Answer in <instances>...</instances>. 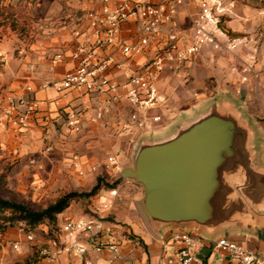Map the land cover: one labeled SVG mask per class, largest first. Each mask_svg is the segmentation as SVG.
Wrapping results in <instances>:
<instances>
[{
	"label": "built area",
	"instance_id": "2783aa9c",
	"mask_svg": "<svg viewBox=\"0 0 264 264\" xmlns=\"http://www.w3.org/2000/svg\"><path fill=\"white\" fill-rule=\"evenodd\" d=\"M92 1L97 8L87 13L85 31L74 32L76 38L88 39L74 45L70 54L73 68L58 83H44L40 89L53 88L62 99L75 91L89 101L61 110L63 123L70 132L79 134L86 126H97L102 130L114 129L117 136L129 137L161 124L168 112V100L157 87L158 80L164 75L186 77V68L205 46L217 48L216 35L223 34L218 24L232 15L235 3V0H194L198 9L190 32L185 35L176 14L177 7L186 0ZM123 32L127 37H122ZM244 41L243 37L228 39L227 48L237 50ZM116 53L122 59H117ZM137 58H142V62L137 63ZM60 61L61 56L57 55L52 63ZM231 72L239 82H246L250 65L232 67ZM38 109L35 90L30 86L22 94H4L0 97V127L22 132ZM107 162L114 165L115 158L109 157ZM74 167L81 173L76 159ZM106 192L109 197L116 196L114 188ZM107 207L103 204L101 209ZM20 230L26 242L34 240L35 228L25 230L20 226ZM60 230L70 239L64 250L78 257L82 264H93L85 259L88 250L96 255L107 253V264H133L124 257L119 244L107 236L98 218L65 217ZM82 236L86 237L85 244H81ZM168 242L176 246L174 256L158 264L198 262L203 247L200 239L187 232L172 231ZM11 247L15 251L19 249L17 243ZM209 247L215 264H264V253L252 252L228 238H218Z\"/></svg>",
	"mask_w": 264,
	"mask_h": 264
},
{
	"label": "crops",
	"instance_id": "0c3cea01",
	"mask_svg": "<svg viewBox=\"0 0 264 264\" xmlns=\"http://www.w3.org/2000/svg\"><path fill=\"white\" fill-rule=\"evenodd\" d=\"M82 4L88 9L86 10L87 13L97 8V4L92 0H83ZM197 9V4L194 0H186L183 5L177 7L176 20L185 35L190 32L191 21ZM246 15H248V12L234 3L232 15L226 18L225 27L238 37H243L245 33H254L255 27L259 25V22H254L255 24L252 26V23L242 20ZM249 15L251 16V14ZM85 28L86 21L74 28L72 35L63 32L55 40L48 38L36 41L26 52L22 50L19 53V58H14L10 54L8 45H2L1 47L0 57L4 55L5 58L0 59L2 61L0 68V97L4 94H22L25 87L30 86L35 90V97L39 102V109L29 120L26 130L14 132L11 129L0 127V160L7 162L9 159H19L18 165L12 169V173L8 176L10 183L15 184V191L26 192L22 187L30 183L32 186H30L28 194L36 197L49 195L59 189L65 191L79 184L80 179L82 180L83 177L79 176L74 170L72 166L75 163L74 159L67 157V135L83 136L89 134L90 137H101L103 133H109L117 137L119 141L122 139V145L127 142V136H117L114 133V129L102 130L97 126H86L79 134L70 132L63 123L61 110L64 107L70 108L88 104L89 101L80 97L75 91L69 92L67 97L62 99L53 88L40 89L44 83H58L63 74L73 68L74 63L70 58V54L74 45L77 41L82 42L88 39L84 36L76 38L74 32L76 30L85 31ZM127 35L126 32L122 33V37H127ZM224 38V34H217L216 42L218 47L205 46L186 68L187 76L191 79L189 83L191 89L187 91L188 95L198 96V94H201L203 96L209 92V89L203 87L204 78H202V74L198 73V69L201 70L216 65L217 70L213 73L216 75L218 83L222 82L224 77L227 78V81L238 79V77L230 74V71L224 74L222 67H225L226 63L224 61L220 62L217 54H214V51L222 50ZM57 55L61 56V61L53 64L52 60ZM115 55L117 59H122L118 53ZM251 57L249 59L250 63H246L250 65V74L246 80L248 83L238 86L242 92H238L239 97L236 98L240 100L246 113L252 118L256 126L260 150L259 163L264 166V121H260L259 117L262 116L264 118V55L255 53ZM233 61L237 62V66H241L239 58H235ZM136 62L141 63L142 58H137ZM178 79L171 75H164L157 82L159 90L162 93L166 92L168 95L169 106L168 112L162 119V125L160 124L155 128L168 123L169 127L183 112H174L173 116L171 115L172 117L170 116L171 118H169L172 110L170 100L176 96V82ZM198 87L204 88L203 93H198ZM191 108L186 110V112H189ZM46 147H49L50 150L46 151ZM76 161L79 163L81 173L84 176L93 173V168L96 169L91 164L92 160L85 159L82 161L76 159ZM107 174L111 176V172L107 171ZM13 180H16V183H13ZM94 183L95 178L93 185ZM125 183L120 181V184L114 187L116 190L115 197H109L107 192L103 196L94 197L88 206V214H84L80 209L75 208L71 210L68 208L59 214L56 222L57 236L54 239L55 244H53L51 239L45 240L47 246L43 249L44 257L38 264H82L78 257H73L64 250L70 239L60 229L65 217L78 219L86 215L98 218L103 222L107 236L119 244L124 257L127 260H131L133 264H158L160 260L172 259L176 250V246L168 242L172 231L164 230L159 235H154L150 232L135 206V201L141 194L140 196L134 195V198L130 199L129 195L126 196L125 193H122L127 188L125 185H128ZM119 188H121V193H118ZM103 204H107V209H101ZM18 232L22 235L20 229H18ZM226 235L230 240L242 244L252 252L264 253V232L251 234L233 231ZM219 236L217 235L212 239H200L203 247L198 254V262L196 264H215L214 257L210 255L209 244ZM85 240V236L80 237L81 244H85ZM0 242L1 246H12L13 243H17L19 248V242L14 239V234L9 231L4 233ZM107 258V253L96 255L91 250H88L85 256V259L90 260L93 264H107ZM3 263V260H1L0 264ZM114 264L123 263L115 262Z\"/></svg>",
	"mask_w": 264,
	"mask_h": 264
},
{
	"label": "water",
	"instance_id": "95a60500",
	"mask_svg": "<svg viewBox=\"0 0 264 264\" xmlns=\"http://www.w3.org/2000/svg\"><path fill=\"white\" fill-rule=\"evenodd\" d=\"M168 125L141 131L130 163L118 171L140 187L135 206L150 232L183 231L199 239L263 233L264 166L256 126L242 103L216 93Z\"/></svg>",
	"mask_w": 264,
	"mask_h": 264
},
{
	"label": "rangeland",
	"instance_id": "374dc122",
	"mask_svg": "<svg viewBox=\"0 0 264 264\" xmlns=\"http://www.w3.org/2000/svg\"><path fill=\"white\" fill-rule=\"evenodd\" d=\"M82 1L83 0H0V13L2 12L0 16V51L2 45H8L10 47V54L14 58H19V53L22 50L26 52L36 41L48 38L55 40L59 34L63 32L72 35L73 29L83 24L87 19L86 10L88 9L82 4ZM235 3L248 12V15L242 19L243 21L252 23V26H254V22L258 21L259 25L255 27L254 33L244 34L243 38L245 41L239 49L230 51L227 48L226 41L234 38H228L225 35L222 41V50L214 51V54H217L218 60L226 63V66L222 67L224 74L230 71L229 73L233 76L236 75L231 72V68L235 66L239 67L237 66V62L233 61L235 58H239L241 61L240 64L243 65L249 62V59H251V56L255 55V53L264 55V0H235ZM249 14H251V16ZM4 58V55L0 57V59ZM1 65L2 61L0 60V68ZM215 70H217L216 65L201 70L198 69V73L202 74V78H204L203 87L209 89V92L203 96L201 94H198V96L188 95L187 91L191 89V85L189 84L191 79H189L188 76L177 77V79L179 78L176 82L177 93L175 98H171L170 100V107L172 110L169 118L173 116L172 114H174V112H184L192 106L197 107L198 105L206 103L216 93L228 94L235 98L239 97L238 92L242 91L239 90L238 86L247 84L248 81L243 83L239 82L238 79L235 81H227V78L224 77L223 81L218 83L216 81V75L213 73ZM204 88L198 87V93H203ZM164 94L168 99L166 92H164ZM259 117L260 121L263 122L264 118H262V116ZM139 133L140 132L130 137L127 136L125 145L121 144L122 139L119 141L117 137L109 133H103L101 137H90L89 134L83 136L67 135V157L74 159V161L75 159L82 161L85 159L89 161L92 160L91 164H93L96 169L93 168V173L84 176V174L79 173L74 165H72L79 176L83 177L82 180L80 179L79 184L74 188H69L65 191L59 189L44 196H30L28 194L30 186H32L30 183L22 187L26 192L21 193V191H15V184L13 185L10 183L8 176L12 173V169L18 165L19 159H9L7 162L0 160V197L15 201L27 208L38 211L54 202L56 198L63 193L88 192L93 187L94 178L101 179L102 184L100 190L93 197L80 198L72 201L68 206L70 210L74 208L80 209L82 213L88 214V206L91 200H93L94 197H98V195L103 196L108 190L104 185L112 184L113 182H117L116 186L120 184V181L126 182L125 184H128L125 185L127 188L124 191L122 190V193H125L126 196L129 195L128 197L130 199H133L134 195L140 196V187L133 182L121 179L117 172L118 169L130 163L133 143L135 137ZM109 157L115 158L114 165L108 164L107 159ZM107 171L111 172V176L107 174ZM12 182L16 183V180ZM118 193H121V188H119ZM18 229H20V226L15 224L11 227H7L5 232L0 231V239L4 236L6 231H9L14 234V239L19 242L18 251L13 250L11 246L0 245V261L3 260V264L40 263L44 257L43 249L47 246L45 240L51 239L54 241L57 236L56 224L52 225L51 223H47V221H42L35 227V240L29 243L25 242L23 236L18 232Z\"/></svg>",
	"mask_w": 264,
	"mask_h": 264
},
{
	"label": "trees",
	"instance_id": "16d2710c",
	"mask_svg": "<svg viewBox=\"0 0 264 264\" xmlns=\"http://www.w3.org/2000/svg\"><path fill=\"white\" fill-rule=\"evenodd\" d=\"M2 12L0 13V16ZM9 18V16H8ZM226 18L221 19L218 26L221 32L226 35L228 38H236L235 34H233L229 29L225 27ZM102 181L100 178L95 179V183L93 187L84 193H76V192H67L63 193L56 200L49 205H47L42 210H32L30 208L25 207L24 205L17 203L12 200L3 199L0 197V231L5 232L7 227H11L15 224L18 226H23L26 229H34L38 226L42 221H47V223H51L52 225L56 224L57 216L64 212L65 209L68 208L69 204L80 198H90L96 195V193L101 188ZM117 182H113L112 184L104 185L105 188L111 189L116 186Z\"/></svg>",
	"mask_w": 264,
	"mask_h": 264
}]
</instances>
